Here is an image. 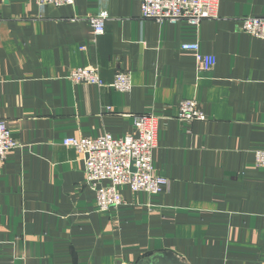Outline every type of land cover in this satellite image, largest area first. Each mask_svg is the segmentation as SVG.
Listing matches in <instances>:
<instances>
[{"label":"crops","instance_id":"0c3cea01","mask_svg":"<svg viewBox=\"0 0 264 264\" xmlns=\"http://www.w3.org/2000/svg\"><path fill=\"white\" fill-rule=\"evenodd\" d=\"M141 4L0 0V121L20 145L0 162V264H138L160 252L264 264V40L240 30L264 17V0H220L219 18L199 26L143 20ZM101 11L95 37L89 17ZM86 67L106 84L129 72L133 89L69 80ZM182 100H197L207 121L178 120ZM144 114L159 118L154 170L169 186L154 196L123 187L125 205L102 212L83 156L63 142L138 136Z\"/></svg>","mask_w":264,"mask_h":264},{"label":"built area","instance_id":"2783aa9c","mask_svg":"<svg viewBox=\"0 0 264 264\" xmlns=\"http://www.w3.org/2000/svg\"><path fill=\"white\" fill-rule=\"evenodd\" d=\"M78 0H37L40 9L47 6H73ZM220 0H142L143 20L169 22L186 21L199 26L207 20L219 18ZM109 14L101 11L89 17L95 37L105 33ZM240 30L254 38L264 40V17H245ZM183 52L196 56L200 52L198 43H183ZM69 80L74 84L96 85L110 88L119 93L133 89L129 72H117L114 81L106 84L97 67L73 69ZM177 119L183 122H205L206 114L197 100H182L178 104ZM138 136L128 135L116 139L110 134L98 138H67L63 145L75 149L84 158L87 186L96 194L98 209L102 212L119 209L125 205L120 192L123 187L133 194L145 193L150 196L161 194L169 186V180L155 174L154 152L158 145L159 118L153 114L135 117ZM20 147L12 130L0 121V162L7 160ZM255 166L264 168V151L255 152ZM108 183L105 185L104 183Z\"/></svg>","mask_w":264,"mask_h":264},{"label":"water","instance_id":"95a60500","mask_svg":"<svg viewBox=\"0 0 264 264\" xmlns=\"http://www.w3.org/2000/svg\"><path fill=\"white\" fill-rule=\"evenodd\" d=\"M138 264H185L173 252H160L147 257L138 262Z\"/></svg>","mask_w":264,"mask_h":264}]
</instances>
